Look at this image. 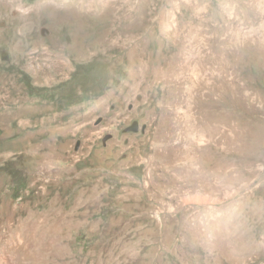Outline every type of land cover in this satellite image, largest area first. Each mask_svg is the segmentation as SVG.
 I'll use <instances>...</instances> for the list:
<instances>
[{
  "label": "rangeland",
  "instance_id": "374dc122",
  "mask_svg": "<svg viewBox=\"0 0 264 264\" xmlns=\"http://www.w3.org/2000/svg\"><path fill=\"white\" fill-rule=\"evenodd\" d=\"M0 264H264V0H0Z\"/></svg>",
  "mask_w": 264,
  "mask_h": 264
},
{
  "label": "water",
  "instance_id": "95a60500",
  "mask_svg": "<svg viewBox=\"0 0 264 264\" xmlns=\"http://www.w3.org/2000/svg\"><path fill=\"white\" fill-rule=\"evenodd\" d=\"M137 130H138V128H137V127H135V128H134V131H137Z\"/></svg>",
  "mask_w": 264,
  "mask_h": 264
}]
</instances>
